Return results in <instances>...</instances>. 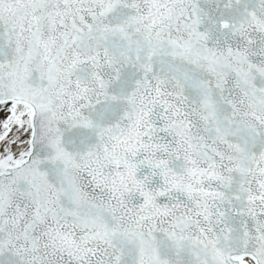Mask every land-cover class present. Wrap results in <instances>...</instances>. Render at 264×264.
Here are the masks:
<instances>
[{
    "label": "snow or ice",
    "instance_id": "snow-or-ice-1",
    "mask_svg": "<svg viewBox=\"0 0 264 264\" xmlns=\"http://www.w3.org/2000/svg\"><path fill=\"white\" fill-rule=\"evenodd\" d=\"M0 264H264V0H0Z\"/></svg>",
    "mask_w": 264,
    "mask_h": 264
}]
</instances>
